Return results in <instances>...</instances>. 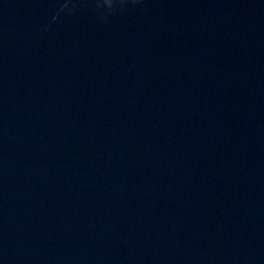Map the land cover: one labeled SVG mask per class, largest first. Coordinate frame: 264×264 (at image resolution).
Masks as SVG:
<instances>
[{
  "label": "water",
  "instance_id": "obj_1",
  "mask_svg": "<svg viewBox=\"0 0 264 264\" xmlns=\"http://www.w3.org/2000/svg\"><path fill=\"white\" fill-rule=\"evenodd\" d=\"M0 264H264V0H0Z\"/></svg>",
  "mask_w": 264,
  "mask_h": 264
}]
</instances>
